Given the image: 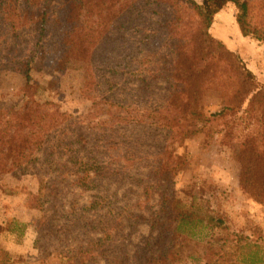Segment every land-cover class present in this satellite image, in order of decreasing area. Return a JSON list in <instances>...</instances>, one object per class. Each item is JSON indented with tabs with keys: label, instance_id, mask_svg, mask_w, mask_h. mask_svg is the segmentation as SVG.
I'll list each match as a JSON object with an SVG mask.
<instances>
[{
	"label": "trees",
	"instance_id": "16d2710c",
	"mask_svg": "<svg viewBox=\"0 0 264 264\" xmlns=\"http://www.w3.org/2000/svg\"><path fill=\"white\" fill-rule=\"evenodd\" d=\"M199 1L157 2L161 11L151 14L158 16V22L150 21L144 8L124 5L106 30H98L85 24L89 19L81 21L86 0H0V73L18 74L23 95L33 99L31 73L37 65L54 59L66 63L83 58L88 62L83 94L91 107L86 115L43 111L34 101L24 105L23 111L13 113L10 107L0 113V172L14 174L19 169L24 174L31 166L35 173L42 172L41 179L53 176L40 182L43 217L35 221V248L46 251L44 258L50 255L44 242L54 231L56 237L66 235L60 242L73 243V249L55 248L63 264H132L125 228L143 217L126 214L111 203L99 207L97 196L107 194L106 186L125 180H134L146 196L153 187L161 194L173 192V180L184 163L178 153L182 143L200 132V122L212 128L228 114L254 119L255 129L235 157L241 168L242 192L264 204V89L254 84L237 57L210 35L216 14L234 5L241 33L260 40L249 21L262 16L264 22V0ZM134 14L144 48L140 41L120 32L128 31ZM182 25L188 30L178 29ZM167 40L176 44L164 55L163 42ZM144 52L146 61H124L128 54L142 56ZM115 57L119 61L113 65L106 61ZM209 87L220 91L224 101L219 112L203 119L199 104ZM103 107L108 111L101 118ZM35 152L41 157H32ZM134 168L145 170V179H133L130 170ZM56 181L96 193L89 207H81L79 213L62 212L61 218L70 221L59 227ZM103 200L108 202L107 197ZM195 202L185 206L161 195L155 218L147 220L157 234L140 244L135 264H186L180 263L178 241L193 236L188 231L191 227L209 233L199 240L204 248L201 256L187 257L190 264H228L231 252L230 264H264L261 231L254 230L250 236L233 233L224 215L208 207L202 215ZM93 211L98 214L94 221L81 220ZM79 229L83 231L76 235ZM87 231L99 233L100 238L90 237ZM70 234L74 236L71 239ZM214 256L217 262L212 261Z\"/></svg>",
	"mask_w": 264,
	"mask_h": 264
},
{
	"label": "rangeland",
	"instance_id": "374dc122",
	"mask_svg": "<svg viewBox=\"0 0 264 264\" xmlns=\"http://www.w3.org/2000/svg\"><path fill=\"white\" fill-rule=\"evenodd\" d=\"M144 1L143 3L141 0H86V9L81 14V21L89 19L88 23H85L88 27L106 30L107 25L113 20L112 17L120 12L119 9L124 5L132 4L135 7L134 10L144 8L148 13L146 17H149L152 22H158V16L151 12L161 11L156 8L155 4L162 1L160 3L163 5L165 0ZM194 1L200 3L199 0ZM166 8L169 12V7ZM181 8L183 9L182 6ZM237 16L238 11L235 6L227 5L214 17L210 35L235 55L251 75L252 82L264 89L263 17L250 18L251 27L257 29L260 37V40L255 41L241 33ZM132 20L128 25V31L121 30V35L126 34L128 38L131 37L134 42L140 41L142 45L139 38L143 36L138 33L140 29L136 26L138 22L135 14ZM175 24L174 22V26ZM182 28L183 32L188 30L184 25L178 29ZM186 36L184 35L182 38ZM177 39L179 40V35ZM87 40L89 41V38ZM174 44L176 43L171 40L164 41L162 53L168 55L170 46ZM183 44L184 40L181 39L179 46L183 47ZM142 47L144 48L143 45ZM126 58L124 61L148 60L146 52L142 56L131 53ZM52 61L37 65L38 67L31 73L34 89L30 91V95L33 99L23 95V80L18 74L0 73V104H2L0 113L5 114L4 111L10 107H12L13 113L23 111L24 105L30 106L34 101L43 111H59L72 117L86 115L91 107V101L83 94L88 62L83 58L82 60L69 59L66 63L56 59ZM106 61H110V65H113L119 61V57ZM105 76L107 75L105 74ZM223 101L224 97L220 91L211 87L205 89L199 104L201 117L204 119L219 112L222 109ZM100 110L99 116L106 117L108 111L106 107ZM205 124L200 122L198 126L200 132L185 140L182 143V148L178 150V153L183 156L184 163L179 168V174L173 180L171 186L173 192L168 191L161 194V191L153 187L148 190L146 196L142 187L136 185L134 180L133 183L125 180L123 183H112L110 187L106 186L107 194L101 192L97 196V199H100L99 207H105L106 204L111 203L114 207L125 209L126 214L143 217L136 225L133 224L125 228V234L129 241V254L133 258L131 259L132 264H135L134 256L140 244L145 239L153 238L157 234L156 230L150 229L151 226L147 220L149 222L151 218H155L161 195L168 199L173 198L185 206L194 200L199 207L198 212L202 215L207 207L217 211L224 215L226 223L233 233L241 235L247 233L250 236V233L253 235L254 230H259L261 236L264 237V204L255 202L242 192L239 184L241 168L235 157L236 151L244 139L255 129L254 119H248L243 115L228 114L224 120L215 122L212 128H208ZM33 156L41 157L36 152L32 154ZM34 173L35 170L31 166L24 174L19 169L14 174L0 172V264H63L60 256L56 254L55 248L60 246V250L73 249V243L64 244L59 241L65 238V234L56 237L58 235H54V231H51V239L44 242V249L50 254L48 257L44 258L43 256L45 250L42 249L39 252L35 248L37 238L35 221L43 217V212L39 209L42 201L40 197L43 193L40 182L48 181L49 178L53 179V176L41 179V171H37V174ZM130 173L134 177L133 179H145L146 177V171L140 168L131 169ZM72 179V177H68L69 181ZM59 182H55L56 193H58L56 194V211L59 217L58 223H56L57 227L70 221V218L67 220L61 218L62 212L68 215L74 211L79 213L81 207H89L96 195L93 190L82 191L73 187L72 184L68 187L66 184H59ZM45 196H47V192ZM103 197H107V203ZM96 215L98 214L95 211L89 212L82 216L81 220H84L85 217L89 221H94ZM78 231L76 235L83 229ZM188 231L193 236L187 235L184 240L179 239L177 249L180 263L186 261V264H190L187 257L201 256L204 248L199 240L209 233V231L198 227H191ZM87 233L90 237L100 238L99 233L90 231ZM68 236L69 239L74 237L71 234ZM212 236L215 237L214 234ZM235 240H232L231 244ZM215 241L217 240L214 239ZM213 249H217L216 244H213ZM225 249L229 251L228 247ZM231 253L233 256L234 253ZM212 261L217 262V258L214 256ZM95 264L104 263L97 261Z\"/></svg>",
	"mask_w": 264,
	"mask_h": 264
}]
</instances>
